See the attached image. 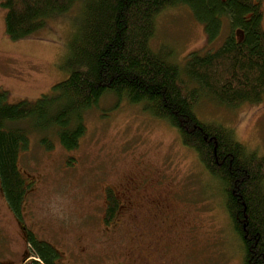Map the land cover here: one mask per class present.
<instances>
[{
	"label": "rangeland",
	"instance_id": "obj_1",
	"mask_svg": "<svg viewBox=\"0 0 264 264\" xmlns=\"http://www.w3.org/2000/svg\"><path fill=\"white\" fill-rule=\"evenodd\" d=\"M80 5L20 41L6 34V10L0 5L5 103L35 101L68 79L65 65L81 21ZM230 33L225 18L220 36L209 42L204 24L184 5L160 15L153 45L169 44L172 61L185 67L188 54L218 49ZM146 112L106 97L87 115V134L73 152L56 141L47 151L38 136L31 137L19 164L30 183L21 217L0 186L1 264L37 260L27 245L28 231L59 253V264H243L220 185L172 127ZM197 114L231 129L241 144L264 157V102L230 107L204 101ZM108 192L119 202L112 221H107Z\"/></svg>",
	"mask_w": 264,
	"mask_h": 264
},
{
	"label": "trees",
	"instance_id": "obj_2",
	"mask_svg": "<svg viewBox=\"0 0 264 264\" xmlns=\"http://www.w3.org/2000/svg\"><path fill=\"white\" fill-rule=\"evenodd\" d=\"M264 0H0L6 34L30 38L55 17L80 3L81 21L65 65L71 73L35 101L7 104L0 94V186L11 210L21 217L30 183L19 169L31 137L47 151L55 141L77 150L87 134V115L106 97L141 105L165 121L202 170L220 185L223 206L242 249L243 264H264V157L241 144L234 132L202 121L204 101L235 107L264 102ZM188 6L204 24L209 42L229 20L231 33L218 49L192 52L185 67L174 51L153 45L158 18ZM110 192V191H109ZM108 192V193H109ZM107 221L119 202L109 193ZM33 264H59L60 255L28 231ZM1 264V263H0Z\"/></svg>",
	"mask_w": 264,
	"mask_h": 264
},
{
	"label": "flooded vegetation",
	"instance_id": "obj_3",
	"mask_svg": "<svg viewBox=\"0 0 264 264\" xmlns=\"http://www.w3.org/2000/svg\"><path fill=\"white\" fill-rule=\"evenodd\" d=\"M172 261H173V260H170L168 263H170V262L172 263Z\"/></svg>",
	"mask_w": 264,
	"mask_h": 264
}]
</instances>
